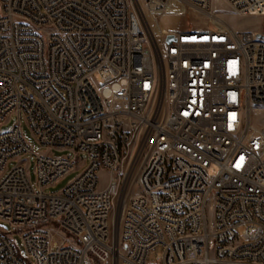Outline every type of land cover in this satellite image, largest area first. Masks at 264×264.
<instances>
[{
  "label": "built area",
  "instance_id": "2783aa9c",
  "mask_svg": "<svg viewBox=\"0 0 264 264\" xmlns=\"http://www.w3.org/2000/svg\"><path fill=\"white\" fill-rule=\"evenodd\" d=\"M264 0H0V264H264ZM264 34V33H262ZM163 38V43L159 37ZM173 40H170V38ZM83 155L60 193H45ZM107 173L101 188L100 173ZM160 249L155 261L150 256Z\"/></svg>",
  "mask_w": 264,
  "mask_h": 264
},
{
  "label": "rangeland",
  "instance_id": "374dc122",
  "mask_svg": "<svg viewBox=\"0 0 264 264\" xmlns=\"http://www.w3.org/2000/svg\"><path fill=\"white\" fill-rule=\"evenodd\" d=\"M216 10H218L220 13V17L234 30L241 31V32H258V33H264V15H238L233 13L229 7L223 3L222 1H217L215 3ZM160 41L163 43V38L159 37ZM21 121V129L23 131V134L25 136L26 141L30 145L32 149V154H28L21 158V162L26 163L27 170L31 179L32 186L34 188L37 187V181H36V175H35V155H41V154H50L54 157H69L72 156V158H76V161L79 163L78 166L69 172L65 177H63L59 182H57L54 186H51L45 190V193H60L62 190H64L77 176H79L83 168H78L82 165V163L86 160V157L83 155L75 156L72 152L69 151H61V150H48L46 148L41 147V145L38 143L36 138L33 136L31 129L24 117H22ZM252 121L253 124L261 129L264 130V109L259 111H253L252 112ZM19 122V117L17 115L10 116L6 122L2 125H0V132H6L9 131L11 128H13L16 124ZM18 162L11 161L8 165V169L6 170V173L3 177H5L9 171L17 165ZM0 178V181L3 179ZM107 173L101 172L100 173V180H101V188H105L106 182H107ZM0 227L4 229L5 231L12 233V236L14 240L17 242V246L20 249V252L23 257H27V253L25 250V247L23 245V239L22 235L19 232H14V229L12 226L5 222H0ZM162 251L158 249L155 254H152L150 256V261H155L156 257L161 255Z\"/></svg>",
  "mask_w": 264,
  "mask_h": 264
},
{
  "label": "water",
  "instance_id": "95a60500",
  "mask_svg": "<svg viewBox=\"0 0 264 264\" xmlns=\"http://www.w3.org/2000/svg\"><path fill=\"white\" fill-rule=\"evenodd\" d=\"M257 36L258 38L264 39V34L262 33H259ZM170 40H173V38L171 37Z\"/></svg>",
  "mask_w": 264,
  "mask_h": 264
}]
</instances>
